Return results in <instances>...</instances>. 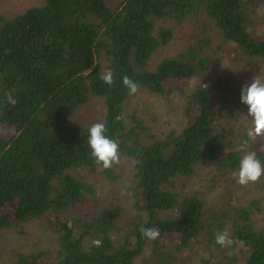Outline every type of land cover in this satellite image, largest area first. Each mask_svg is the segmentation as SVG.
<instances>
[{"label": "trees", "instance_id": "1", "mask_svg": "<svg viewBox=\"0 0 264 264\" xmlns=\"http://www.w3.org/2000/svg\"><path fill=\"white\" fill-rule=\"evenodd\" d=\"M260 1L120 0L112 8L106 0H42L15 16H0V129L4 124L16 129L9 138L0 135V231L45 219L59 244L50 262L42 263L45 254L36 251L17 253L14 264H178L202 235L210 253L202 264H264V227L253 220L260 201L239 208L226 223L225 215L207 218L198 193L177 191L179 179L194 175L200 163L239 170L242 153L233 149L231 132L218 129L216 115L237 120L248 112L241 102L244 84L220 68L208 42L150 69L153 55L173 35L157 22L200 16L242 60L263 67L264 36L249 31V5ZM109 69L111 86L100 78ZM124 75L160 95L178 93L170 82H193L186 89L189 123L163 138L136 115L130 125L125 105L132 94ZM93 97L106 109V135L118 142L121 156L135 162L140 212L126 229L118 226L120 209L101 207L92 183L75 172L103 168L91 156V126L71 123ZM257 156L264 164V151ZM103 173L116 178L112 167ZM90 199L92 216L82 217L77 208ZM142 225L157 227L159 237L142 236ZM225 228L234 241L230 247L216 243Z\"/></svg>", "mask_w": 264, "mask_h": 264}, {"label": "rangeland", "instance_id": "2", "mask_svg": "<svg viewBox=\"0 0 264 264\" xmlns=\"http://www.w3.org/2000/svg\"><path fill=\"white\" fill-rule=\"evenodd\" d=\"M106 2L112 8L120 4V0H106ZM41 3L42 0H0V16L12 17ZM249 10V31L255 38H262L264 36V0L256 5L250 3ZM157 28L171 29L173 35L169 44L161 47L153 55L150 69H155L164 58L186 52L192 44L196 46L199 42H208L209 55L219 58L222 62L220 68L237 77L242 84H250L253 77L264 75V66L254 61L242 60L238 50L231 44L223 42L219 31L205 16H200V19L189 17L182 23L169 19L159 20ZM168 87L180 89L177 94L160 95L145 88H138V91L126 101L125 117L129 124L132 125L131 117L136 115L144 121L150 133L156 137L163 138L170 133H179L189 123L190 113H186L189 91L186 89H193L194 83L186 84V80H180L177 83L170 82ZM105 111L103 102L93 97L75 113L71 123L92 126L103 121ZM247 113H240L237 120H230L219 113L216 115L218 129L231 132L233 149H239L247 128L251 125V118L247 116ZM15 133V127L9 124H4L0 129V135L6 138ZM260 149L264 151V140L253 143L250 150L258 153ZM112 168L116 174L115 179L107 177L102 167L86 168L75 172L92 183L101 207L120 209L118 226L126 229L140 212L135 190V162L130 157L121 156V162L114 164ZM234 172L236 171L228 170L218 162L200 163L194 175L179 179L177 191L198 193L206 202L207 218L215 221L225 215L226 223L231 216H235L239 208L248 207L253 201H260V210L253 215V220L256 226L264 227V175L258 182L242 186L233 179ZM93 202L90 199L79 206L77 213L82 217L90 218L94 211ZM204 238L205 235H202L194 241L191 248L184 252V262L179 261L178 264L204 263L210 254ZM58 248V235L45 219L33 220L0 231V264H14L16 254L19 252L36 251L44 252L41 262L47 263L56 257Z\"/></svg>", "mask_w": 264, "mask_h": 264}, {"label": "clouds", "instance_id": "3", "mask_svg": "<svg viewBox=\"0 0 264 264\" xmlns=\"http://www.w3.org/2000/svg\"><path fill=\"white\" fill-rule=\"evenodd\" d=\"M100 78L105 84L111 86L114 84L113 72L109 69L101 73ZM123 85L131 94L138 91V83L127 75L122 77ZM241 102L247 105V116L251 118V125L248 126L246 139L239 145V151L242 156L239 160V170L233 173V179L237 180L242 186L249 183L258 182L264 175V164L260 161L255 150H250L253 143L264 140V75L253 77L250 84H245L241 90ZM116 120L122 119L117 116ZM108 128L103 122H97L89 128L88 144L91 148V156L97 164H102L103 168L108 169L114 164L121 162L119 144L106 133ZM142 236L150 240L159 237L160 231L157 227H144L138 229ZM216 243L222 247H230L234 241L225 228L216 235ZM99 244V241L96 242Z\"/></svg>", "mask_w": 264, "mask_h": 264}]
</instances>
